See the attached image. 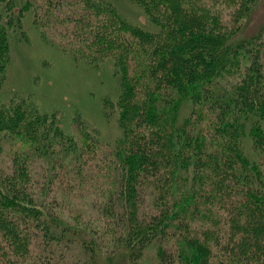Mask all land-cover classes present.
<instances>
[{
  "label": "trees",
  "instance_id": "trees-1",
  "mask_svg": "<svg viewBox=\"0 0 264 264\" xmlns=\"http://www.w3.org/2000/svg\"><path fill=\"white\" fill-rule=\"evenodd\" d=\"M129 1L154 28L110 0H0V91L28 19L43 37L73 24L44 40L111 63L121 130L103 143L0 104V264H264V22L243 31L261 0Z\"/></svg>",
  "mask_w": 264,
  "mask_h": 264
},
{
  "label": "rangeland",
  "instance_id": "rangeland-1",
  "mask_svg": "<svg viewBox=\"0 0 264 264\" xmlns=\"http://www.w3.org/2000/svg\"><path fill=\"white\" fill-rule=\"evenodd\" d=\"M110 1L117 5L126 18L146 28H154V24L147 21L143 11L134 3L129 0ZM263 22L264 0H261L243 30L245 35L252 33ZM50 29L49 25L45 30L46 37H43L28 19L25 26L26 34L22 29H18L22 37L18 33L12 34L9 78L0 91V104L13 96L23 97L32 100L43 112H56L62 128L68 134L76 135V123L80 122L94 132L103 143L115 139L120 134V127L113 119L114 112L111 113V118H108L102 106L104 99L116 100L118 95V83L111 63L106 62L93 67L75 60L72 53L57 46L53 41L44 40L61 39L62 35L73 39L72 33L75 31L73 24H57L53 28L56 34ZM2 158L0 155V159ZM64 165L65 169L74 174L72 165L69 166L66 161ZM44 167L43 163L36 164L38 171L46 174ZM44 180L45 178L40 177L37 182L38 188L42 189ZM65 181L67 184V179ZM85 181L88 186L93 187V180ZM56 186L54 181L52 188L55 190ZM64 202L68 210L71 203ZM82 207L84 205L76 206L78 211H82ZM141 264L159 263L153 254L149 253L142 257Z\"/></svg>",
  "mask_w": 264,
  "mask_h": 264
}]
</instances>
